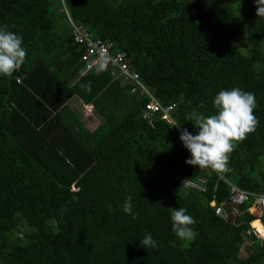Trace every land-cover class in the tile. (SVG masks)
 <instances>
[{
	"label": "trees",
	"instance_id": "16d2710c",
	"mask_svg": "<svg viewBox=\"0 0 264 264\" xmlns=\"http://www.w3.org/2000/svg\"><path fill=\"white\" fill-rule=\"evenodd\" d=\"M256 12V0H0V24L27 50L22 67L0 77V264H264L251 203L237 217L226 205L232 185L264 194ZM68 21L111 44L112 55L125 53L148 93L171 108L168 119L146 117L150 96L114 79L112 66L85 73ZM233 87L254 93L255 130L227 171L186 165L174 125L195 134L186 117L213 114L214 96ZM71 101L102 122L89 129ZM185 180H206V190ZM129 196L135 219L122 210ZM180 207L196 221L193 241L172 231L170 208ZM148 233L158 244L144 249Z\"/></svg>",
	"mask_w": 264,
	"mask_h": 264
},
{
	"label": "clouds",
	"instance_id": "9594fccd",
	"mask_svg": "<svg viewBox=\"0 0 264 264\" xmlns=\"http://www.w3.org/2000/svg\"><path fill=\"white\" fill-rule=\"evenodd\" d=\"M256 8V15L264 17V0H256ZM26 56L23 37L6 24H0V77L11 76L19 70ZM255 106L254 93L239 87L222 89L212 100L213 114L204 115L193 110L186 117L187 122L192 123L195 134L187 128L174 125L179 130L183 147L189 153L185 164L219 172L227 171L230 154L237 143L255 130ZM122 210L125 214L133 215L131 196L124 201ZM138 215L139 213L133 215V219ZM170 220L172 231L178 240L190 242L196 238L197 232L193 227L196 221L186 208H170ZM139 242L144 249L154 248L158 244L151 233L146 234Z\"/></svg>",
	"mask_w": 264,
	"mask_h": 264
},
{
	"label": "built area",
	"instance_id": "2783aa9c",
	"mask_svg": "<svg viewBox=\"0 0 264 264\" xmlns=\"http://www.w3.org/2000/svg\"><path fill=\"white\" fill-rule=\"evenodd\" d=\"M74 36L78 43L85 42L87 49L82 56V61L85 63L84 72L90 71L93 67L103 65L104 67L112 66V75L116 80H122L125 82H132L136 86L133 91H142L150 96V101L146 104L145 115L151 116L154 113L162 112L163 118L168 119V114L171 108H162L159 102L154 99L147 91V89L140 83L139 73L130 70V64L127 60L125 53H119L112 55V45L103 43L99 40L92 39V37L86 32L83 27L74 26ZM88 112H93V107L90 106ZM206 180L191 181L185 180L183 186L188 189L204 192L206 190ZM247 203L251 205L247 208V211L256 216L255 221H260L264 226L262 217H264V194H251L236 186H231V194L226 205L231 209V217H237L243 212V206ZM220 213L224 212L220 210ZM252 226V225H251ZM254 235L260 240L264 241L263 237L257 232L256 228L252 226Z\"/></svg>",
	"mask_w": 264,
	"mask_h": 264
},
{
	"label": "rangeland",
	"instance_id": "374dc122",
	"mask_svg": "<svg viewBox=\"0 0 264 264\" xmlns=\"http://www.w3.org/2000/svg\"><path fill=\"white\" fill-rule=\"evenodd\" d=\"M69 24H70V32H71V36L73 38V41L76 45H82L84 47V50L86 51L87 49V44L85 42L83 43H78L75 39V36H74V24L71 23L70 21H68ZM64 21L63 20H60V24L63 25ZM244 24H245V19H244ZM90 35V34H89ZM91 36V35H90ZM258 48V49H264V41L263 42H259L257 44H254L252 45V48ZM241 49L246 52L249 50V46L248 45H241ZM85 53V52H84ZM138 94L139 95H147L146 93H143L142 91H138ZM77 102V101H75ZM74 101H71L69 102V106L74 109L75 111L78 112V114L80 115V118L84 121L85 125L89 128V129H95L101 122V118H96V119H91V115L94 113V112H88L87 111V108L85 109L84 105L83 104H77L75 103ZM264 222V221H263ZM25 226V224H24ZM250 243V241H248L246 243L245 246H248ZM246 255V250L242 249L241 251V256L242 257H245Z\"/></svg>",
	"mask_w": 264,
	"mask_h": 264
},
{
	"label": "bare ground",
	"instance_id": "6f19581e",
	"mask_svg": "<svg viewBox=\"0 0 264 264\" xmlns=\"http://www.w3.org/2000/svg\"><path fill=\"white\" fill-rule=\"evenodd\" d=\"M252 226L256 228L260 236L264 238V226L262 225V223L260 221H254L252 222Z\"/></svg>",
	"mask_w": 264,
	"mask_h": 264
},
{
	"label": "crops",
	"instance_id": "0c3cea01",
	"mask_svg": "<svg viewBox=\"0 0 264 264\" xmlns=\"http://www.w3.org/2000/svg\"><path fill=\"white\" fill-rule=\"evenodd\" d=\"M75 103H77V102H75ZM86 107H88V108H89V107H90V105H85V109H86ZM88 108H87V109H88ZM87 111H88V110H87ZM93 114H94V113H93ZM93 114H92V115H93ZM92 115H91V116H92ZM260 237H261V236H260Z\"/></svg>",
	"mask_w": 264,
	"mask_h": 264
}]
</instances>
